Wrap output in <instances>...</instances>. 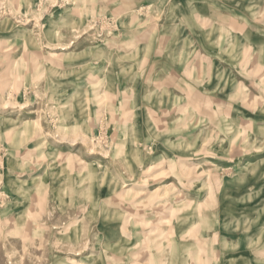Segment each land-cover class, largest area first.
I'll list each match as a JSON object with an SVG mask.
<instances>
[{
    "label": "rangeland",
    "instance_id": "374dc122",
    "mask_svg": "<svg viewBox=\"0 0 264 264\" xmlns=\"http://www.w3.org/2000/svg\"><path fill=\"white\" fill-rule=\"evenodd\" d=\"M223 1L0 0V264L240 256L263 221L243 208L263 205L264 0ZM218 38L241 65L212 66Z\"/></svg>",
    "mask_w": 264,
    "mask_h": 264
},
{
    "label": "crops",
    "instance_id": "0c3cea01",
    "mask_svg": "<svg viewBox=\"0 0 264 264\" xmlns=\"http://www.w3.org/2000/svg\"><path fill=\"white\" fill-rule=\"evenodd\" d=\"M260 1L261 0H224L222 2V4L220 3L221 5L215 3L214 6H217V7L221 6V9L217 10L218 14L217 15L215 14V17L216 18H223L224 17L223 15H226V13H227V15H233V13L230 12L231 11L230 7H232V6H234V7L238 6V7H241V8H246L247 11L250 12V10L252 8H255ZM204 3L206 4L207 2L205 1ZM203 11L207 12V10H201V9H196L195 12H197L198 16H201V17L204 16V18H207V16H206L207 13H204ZM228 13H230V14H228ZM250 13H251V17L255 18L254 14H257L258 12H253L252 11ZM258 15H259V13H258ZM222 20H224V19H222ZM218 28L227 29V31L231 32L232 34L235 33L234 32L235 31L234 25L230 24V23H227V24L221 23V24H219ZM233 35H232L231 39H233V37H234ZM219 40H220V38L216 39V44H215L216 46L214 45L215 46V51H216L215 58L218 60V62L213 63L212 66H214V64H215L216 68H220L221 70H227L226 68H224L225 66L231 67V66H234L235 64H238V65L240 64L241 65L244 62V56L240 57L239 55L238 56L237 55L235 56V54L232 55L233 51L229 52L230 48L228 49V47H227V49H226V45H224V43L227 42V40L224 41V43L222 45H221V42L219 43ZM253 46L255 47V49H257L256 53H257V55H259L257 57V60L254 61V63L256 62L257 65H260L261 62L262 63L264 62V44L263 43H257V44H255ZM184 49H185V46H182V49L180 51L185 53ZM178 52H179V50H178ZM181 52H179V53H181ZM224 55H226V57H227L226 60L223 59ZM221 81H222V79H221ZM247 165L249 166V164H246V166ZM241 176H242L241 178H240V176L237 177V178H240L239 182H243L244 180L249 178V174L248 173L241 174ZM263 179H264V175H263ZM253 188H254L253 186H249V188H248L249 189L248 190L249 193L247 194V196H250L252 194L256 195V193L258 194L260 192H264V184L262 185L261 189H260V187H258L256 190H255V188L254 189ZM251 190H253L252 193H250ZM153 194H155V192L151 193L150 196L153 195ZM261 197H262L261 201L263 202V205L260 208L248 205L249 203H247V206L244 207L243 209L244 210H248L250 213L253 212L255 214H260V215L262 214V217H263L262 218L263 219L262 227L261 228L252 227V229L249 230L251 232L250 233L248 232L249 234L246 237L248 241L245 242V244H244L246 246V248L239 249L240 251H243V252L238 253V254H240V256L235 258L232 261L233 263H231V264H264V247H263L262 251L259 250V251H257L254 254L250 253V251H251L250 250V243L253 242L254 240H256L261 234H263V244H264V193L261 194ZM254 210H256V211H254ZM259 219H261V217H259ZM260 229H261V232H260ZM256 231H259V232H256ZM239 246H242V243H240ZM250 256H252V257H250Z\"/></svg>",
    "mask_w": 264,
    "mask_h": 264
},
{
    "label": "bare ground",
    "instance_id": "6f19581e",
    "mask_svg": "<svg viewBox=\"0 0 264 264\" xmlns=\"http://www.w3.org/2000/svg\"><path fill=\"white\" fill-rule=\"evenodd\" d=\"M154 195V194H153ZM153 195H151V196H153Z\"/></svg>",
    "mask_w": 264,
    "mask_h": 264
}]
</instances>
